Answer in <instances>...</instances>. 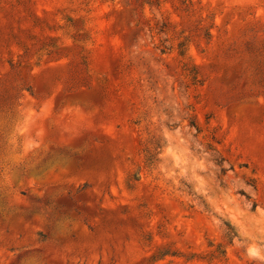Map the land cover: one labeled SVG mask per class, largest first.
<instances>
[{
    "label": "rangeland",
    "instance_id": "1",
    "mask_svg": "<svg viewBox=\"0 0 264 264\" xmlns=\"http://www.w3.org/2000/svg\"><path fill=\"white\" fill-rule=\"evenodd\" d=\"M0 264H264V0H0Z\"/></svg>",
    "mask_w": 264,
    "mask_h": 264
},
{
    "label": "trees",
    "instance_id": "2",
    "mask_svg": "<svg viewBox=\"0 0 264 264\" xmlns=\"http://www.w3.org/2000/svg\"><path fill=\"white\" fill-rule=\"evenodd\" d=\"M231 238V237H230Z\"/></svg>",
    "mask_w": 264,
    "mask_h": 264
}]
</instances>
